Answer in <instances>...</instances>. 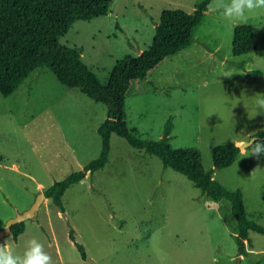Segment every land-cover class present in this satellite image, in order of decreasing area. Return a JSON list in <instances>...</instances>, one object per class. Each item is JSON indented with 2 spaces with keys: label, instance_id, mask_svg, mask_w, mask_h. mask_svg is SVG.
<instances>
[{
  "label": "rangeland",
  "instance_id": "rangeland-1",
  "mask_svg": "<svg viewBox=\"0 0 264 264\" xmlns=\"http://www.w3.org/2000/svg\"><path fill=\"white\" fill-rule=\"evenodd\" d=\"M201 1L113 0L108 14L75 21L60 42L81 51L106 84L118 59L152 44L164 9L193 12ZM239 23L209 8L188 48L131 85L127 115L138 136L159 139L172 117L173 146L198 147L211 169L215 145L246 141L264 128V113L248 116L257 111L254 95H264V10L247 22L255 27V51L233 52ZM107 113L106 103L64 84L48 66L33 70L12 94L0 91V228L40 191L99 156ZM247 157L217 169L215 177L242 188L247 212L264 225V154ZM63 202L64 210L45 198L24 232L0 243L22 255L35 238L52 264H264L263 233L251 230L248 253L239 254L229 200L209 198L185 174L117 133L106 165L71 185Z\"/></svg>",
  "mask_w": 264,
  "mask_h": 264
},
{
  "label": "trees",
  "instance_id": "trees-1",
  "mask_svg": "<svg viewBox=\"0 0 264 264\" xmlns=\"http://www.w3.org/2000/svg\"><path fill=\"white\" fill-rule=\"evenodd\" d=\"M113 0H0V91L12 94L38 67L48 66L59 80L70 87H79L89 97L108 105V113L99 127L102 150L98 157L83 169L56 180L44 190L45 195L64 210L63 195L73 184L80 182L88 172L106 165L111 151V136L117 133L137 148L158 156L165 167L185 174L203 194L216 201L229 200L237 221L236 239L240 255L248 253L252 244L250 231L264 234V225L247 212L242 188H229L215 177V171L232 165L240 155L233 142L213 147L214 167L205 168L201 150L196 146L174 147L171 139L173 118L165 125L159 139H146L137 135L128 121L126 95L133 83L149 79L170 55L188 48L194 40L196 27L201 23L211 0L199 2L193 12L181 8H166L156 23L152 44L137 55L127 54L118 59L109 81L101 84L94 71L82 61L81 51L60 42L77 20H90L109 13ZM258 48L255 27L236 25L233 37L235 54L250 53ZM264 141V128L256 133ZM18 237L26 229L25 221L13 225ZM70 238L84 259L85 246L77 241L73 228ZM1 241V240H0Z\"/></svg>",
  "mask_w": 264,
  "mask_h": 264
},
{
  "label": "clouds",
  "instance_id": "clouds-1",
  "mask_svg": "<svg viewBox=\"0 0 264 264\" xmlns=\"http://www.w3.org/2000/svg\"><path fill=\"white\" fill-rule=\"evenodd\" d=\"M209 8L219 12L225 20L246 24L250 14L264 10V0H211ZM253 104L257 111L254 115L248 113L249 119L259 113H264V95L255 94ZM233 143L240 150L241 157L251 155L259 159L264 154V141L255 137L242 143ZM0 264H52V257L44 250L43 244L35 238L26 242L22 255L16 254L5 241L0 243Z\"/></svg>",
  "mask_w": 264,
  "mask_h": 264
},
{
  "label": "water",
  "instance_id": "water-1",
  "mask_svg": "<svg viewBox=\"0 0 264 264\" xmlns=\"http://www.w3.org/2000/svg\"><path fill=\"white\" fill-rule=\"evenodd\" d=\"M257 138L256 135H252L250 138ZM249 140V139H248ZM247 141V140H246ZM245 142V141H243ZM45 198H50L45 195L44 191H40L36 200L25 210L17 211L16 215L11 216L5 223V225L0 228V240L5 236L13 233V225L27 219H36L41 205Z\"/></svg>",
  "mask_w": 264,
  "mask_h": 264
},
{
  "label": "crops",
  "instance_id": "crops-1",
  "mask_svg": "<svg viewBox=\"0 0 264 264\" xmlns=\"http://www.w3.org/2000/svg\"><path fill=\"white\" fill-rule=\"evenodd\" d=\"M140 51H142V50H140ZM139 51V52H140ZM243 141L242 140H237L236 141V143H242ZM248 159V157L247 156H245V157H241V153H240V155L238 156V158L235 160V162L234 163H236V162H238V161H240V159ZM243 256V255H242Z\"/></svg>",
  "mask_w": 264,
  "mask_h": 264
}]
</instances>
